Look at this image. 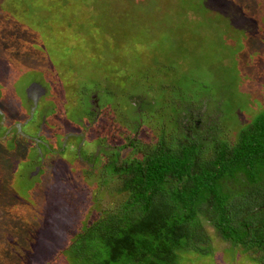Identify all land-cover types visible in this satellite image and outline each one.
Returning a JSON list of instances; mask_svg holds the SVG:
<instances>
[{"label":"rangeland","instance_id":"rangeland-1","mask_svg":"<svg viewBox=\"0 0 264 264\" xmlns=\"http://www.w3.org/2000/svg\"><path fill=\"white\" fill-rule=\"evenodd\" d=\"M57 5L56 30L44 34L0 7V246L9 252L0 264H73L74 237L128 196L108 164L149 156L163 135L170 151L199 131L230 146L264 113V0ZM36 84L35 105L27 88ZM216 242L217 255L191 247L180 264H239Z\"/></svg>","mask_w":264,"mask_h":264},{"label":"trees","instance_id":"trees-1","mask_svg":"<svg viewBox=\"0 0 264 264\" xmlns=\"http://www.w3.org/2000/svg\"><path fill=\"white\" fill-rule=\"evenodd\" d=\"M58 1L0 0V7L9 8L19 23L27 18L43 34L54 33ZM84 25L91 26L82 23L78 30L83 32ZM6 68L0 62V72ZM219 89L215 84V92ZM215 92L206 95L218 100ZM213 138L199 131L170 151L163 135L149 156L128 162L117 157L108 164L119 194L128 196L119 209L74 237L68 251L73 264L85 258L91 264H180L181 253L191 247L199 255H217L216 240L231 246L224 251L231 263L264 264V113L247 123L230 146ZM216 142V150L201 162V150ZM7 248L1 244L0 261L6 260ZM238 252L245 255L242 261L235 258Z\"/></svg>","mask_w":264,"mask_h":264},{"label":"flooded vegetation","instance_id":"flooded-vegetation-1","mask_svg":"<svg viewBox=\"0 0 264 264\" xmlns=\"http://www.w3.org/2000/svg\"><path fill=\"white\" fill-rule=\"evenodd\" d=\"M38 84H40V83H38ZM38 84H37V85H38ZM29 88H30V87H28L27 89H29ZM44 88H45V87H44ZM103 90H104V89H103ZM104 91H105V90H104ZM103 96H104V97L107 96V95H106V92H103ZM35 97H36V98H35ZM29 98H30V97H28L27 100H28ZM36 99H37V101L39 100V102L42 101V99H41L40 96L38 97V96H36L35 94L32 93L31 102L34 103L35 105H36V102H35ZM96 101H97V99H96L94 102H96ZM28 102H29V101H28ZM134 103H135V102H134ZM137 107H139V105H138ZM32 108H33V107H32ZM37 110H38V109H37ZM1 124H5V123L2 121ZM11 125H12V123H11ZM11 125H10V126H11ZM12 126H14V125H12ZM18 126H21V125L17 123V125H16L15 127H18ZM21 127H22V126H21ZM21 127H19V128H21ZM19 128H18V130H19ZM16 133L18 134V133H20V132L17 131ZM8 134H9V133H8ZM17 134L15 135V137H17ZM9 135H10V134H9ZM9 135H8V136H9ZM81 135H82V134H81ZM8 136L5 137V140H7ZM20 136L24 137V136L22 135V133L20 134ZM25 137H26V136H25ZM26 138H27V137H26ZM82 139H84L83 135H82ZM32 143L35 145L34 140H32ZM36 145H40V143H38V144H36ZM97 149H98V147H97ZM104 149H105V147H104ZM96 157H97V155L94 154V158H96ZM94 160H95V159H94Z\"/></svg>","mask_w":264,"mask_h":264},{"label":"water","instance_id":"water-1","mask_svg":"<svg viewBox=\"0 0 264 264\" xmlns=\"http://www.w3.org/2000/svg\"><path fill=\"white\" fill-rule=\"evenodd\" d=\"M36 87H37V84H36L34 87L31 86V87L29 88L30 91H31V95H32V93H34L33 90L38 89V88H36ZM30 97H32V96H30Z\"/></svg>","mask_w":264,"mask_h":264}]
</instances>
